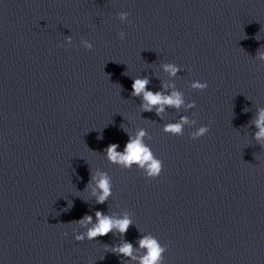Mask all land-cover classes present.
<instances>
[{
	"label": "clouds",
	"instance_id": "1",
	"mask_svg": "<svg viewBox=\"0 0 264 264\" xmlns=\"http://www.w3.org/2000/svg\"><path fill=\"white\" fill-rule=\"evenodd\" d=\"M121 19H124L128 13H121ZM125 34H120V39L123 40ZM71 38L69 37V40ZM61 46V45H60ZM89 50L92 49V44L85 45ZM62 47V46H61ZM261 59H264V53L259 54ZM165 70L170 72L171 75L175 76L178 68L167 64L165 65ZM149 81L147 78H137L132 83V95L142 96L144 103L142 108L145 111H151L154 106H156L157 114L159 115L164 111V105L174 106L179 108L183 104L182 95L179 92H172L171 95H164L162 92H152L147 90V85ZM196 88L205 90L208 87L207 82L196 83L193 85ZM186 118H181L180 123L168 124L165 126V131L172 134H180L182 131L183 123H186ZM212 121H209V127ZM256 127L259 131L255 134L257 140L264 139V109L258 112V118L255 120ZM209 127H202L196 134L198 137L204 136L206 132L209 131ZM146 133L141 130L135 139L129 137L128 142L124 146L123 152H117L118 144H109L105 151L109 161L113 163L120 164L124 167H131L132 164H138L140 167L145 168L147 171V176L150 179H156L160 176L163 171V161L155 158L150 148L143 143V137ZM101 138V137H98ZM94 179V177H93ZM91 182V181H90ZM97 187L100 190V194L97 196V203H104L107 198L111 195V185L109 178L106 175H102L101 179L98 181ZM71 206V204H69ZM97 223L88 230L86 236L89 240L95 239L99 236H106L114 229L121 234L127 232L132 221L125 216L122 219H114L111 216H107L102 212L97 211L95 213ZM78 223L90 224L92 223V216H84ZM85 237L83 235L76 236L78 241L83 240ZM139 245L142 249H146V254L140 258V264H161L163 253L165 248L162 247L159 242L151 237L145 236L139 240ZM114 251L118 255L131 257L133 256V247L131 243L124 242L120 246L116 247Z\"/></svg>",
	"mask_w": 264,
	"mask_h": 264
}]
</instances>
